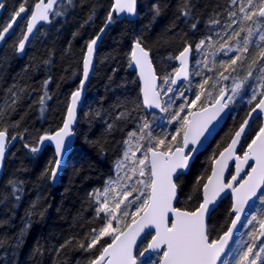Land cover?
Instances as JSON below:
<instances>
[{
    "label": "snow or ice",
    "instance_id": "obj_1",
    "mask_svg": "<svg viewBox=\"0 0 264 264\" xmlns=\"http://www.w3.org/2000/svg\"><path fill=\"white\" fill-rule=\"evenodd\" d=\"M75 6V0H66V3L65 0H47V3L45 0H36L34 9L30 13L31 20L27 24V31L19 40L15 51L17 53L25 51V43L29 42L30 35L33 40L38 38L39 31L33 32L38 22L52 23L57 17L65 15L66 9ZM4 7V0H0V9ZM192 7L190 0H183L180 13L185 18V22L190 23L193 32H196L199 30L200 21L192 19ZM161 10L159 3L151 5L153 20L160 15ZM21 13H26L24 3H21L18 11L12 14L11 21L6 26H0V42L5 41L6 34L15 35V31L10 33L9 30L12 29L16 18L21 17ZM113 13L117 14L115 18ZM224 13H226L224 21L219 19L221 13H215L214 17H210L205 22V36L199 39L195 47L185 41V46L178 55L169 54L168 60L179 61L180 66L162 77L156 75L149 58L150 50L142 45V39L137 38L134 41L130 55L131 62L139 67L143 79L142 103L149 109H159L160 112L168 113L169 123L178 122L179 127L176 128L174 135L169 133L154 135L156 127H161L159 125L154 127L155 116L152 119L146 115L137 117L133 115L135 109L128 108H124L117 116V119L134 122L136 127L122 142V155L113 164L114 175L105 181L102 189H94L88 194L95 205V217L103 221L101 227L91 229L86 237L87 245L82 241L77 242L76 247L86 252L96 249L95 255L89 258L88 264H138V260L140 264H264V239H261L264 238V214L258 218L257 215L247 216L245 213V206L249 205L253 197L264 203V191H260L264 188V126L259 127L247 143L242 157L236 154L237 146L243 147L242 138L247 140L246 128L250 127L249 120L253 118L252 113H257V117L264 114V46H262L264 0H228V7L224 9ZM120 14L137 16V0H114L108 11L104 28L114 23ZM91 18L92 16H89V19ZM25 19L27 15L21 17L22 21ZM104 28L100 29L101 34ZM99 39L101 36L97 35L86 46V54L82 62V79L77 90L71 94V105L67 109L62 127L54 134L41 136L37 146L25 144L32 153H38L39 146L44 141L55 142L56 158L49 162V167L42 173L52 182L59 179L62 159L68 154L71 144L69 138L74 135L76 107L85 82L89 78L95 46ZM190 57H192L191 72ZM217 57L220 59L218 60ZM49 62L45 61V63ZM245 66L248 69L247 73L243 79H240L235 74L239 68ZM197 77L200 79L197 80ZM158 79L161 80L159 87L156 83ZM227 81H232L231 86L224 83ZM49 83L50 78L44 81L45 91L39 101L41 113L45 110V100L51 98L46 90ZM245 86H247V103L255 102L254 106L251 107L238 130L234 132L229 144L219 153L218 158L213 160L215 166L207 181L199 188H194L200 198L198 206L193 211L174 207L173 202L178 203L181 194L178 193L180 177L188 170L189 161L197 152L195 145H198L201 142L200 138L209 131L212 121L217 120L230 103H235L234 97H240L241 90ZM14 87L15 85L12 86ZM12 88L8 89L12 92V103L8 107L14 110L13 106L18 97ZM217 88L218 91L213 95V91ZM170 93L172 95H169ZM186 93H191V98ZM202 97L210 98L208 107L204 106ZM257 97H259L258 101ZM177 100L182 102L177 105ZM198 101L201 102L198 110L192 111ZM181 113L184 115L181 116ZM2 115L3 105H0V116ZM106 127L111 131L113 123H107ZM181 134L182 142L177 141L178 146L173 147L172 141H176ZM16 138L15 135L8 136L7 128L0 130V168L3 166L9 144ZM20 138L23 139L22 136ZM190 144L193 147L190 148ZM138 152L139 156H137ZM229 160L236 162L235 174H230V181L225 183L224 172ZM249 160L254 161V166L249 165L250 171L245 172L244 177H241L242 166L248 164ZM238 178V186H234ZM10 183L11 194L19 203L23 194V182ZM226 190H231L235 195V202L228 213L231 218L226 221L228 227L222 234L212 237L215 228L210 230L208 221L211 212L215 210L218 198ZM188 199H192V196L189 195ZM40 203L39 196L32 202L24 226L12 245L14 249H18L22 244L25 234L31 228L32 216L37 214V206ZM44 211L46 209H39V215L43 216ZM242 215L246 216L244 221L241 220ZM113 222L116 224L115 227ZM3 223L5 222H0V226ZM238 224L245 229V233L237 242L234 232L239 231ZM145 229L149 231L145 232ZM152 229L155 230L154 235ZM142 233L145 239L147 237L151 239L141 249L137 241ZM5 239L0 238V247L5 246ZM230 242L236 243L234 249L230 246ZM70 243L71 240H68L60 247L64 248ZM33 251L38 253L40 249L36 248ZM150 251L159 253V259L147 258L146 253ZM222 254L228 259L222 260Z\"/></svg>",
    "mask_w": 264,
    "mask_h": 264
},
{
    "label": "trees",
    "instance_id": "obj_2",
    "mask_svg": "<svg viewBox=\"0 0 264 264\" xmlns=\"http://www.w3.org/2000/svg\"><path fill=\"white\" fill-rule=\"evenodd\" d=\"M35 2L4 0L1 26L11 21L12 14L18 11L21 3L31 11ZM154 3H159L162 9L155 20L150 11ZM190 3L193 5L192 19L200 21L196 32L181 16L183 0H137L139 16L135 22H117L115 19L111 23L97 48L94 72L75 131L76 144L56 188L51 187L46 175H42L49 162L55 159L52 148L47 145L38 153H32L25 144L37 146L41 136L62 127L71 94L77 90L82 79L86 46L104 27L113 0H75V7L66 9L65 15L57 17L50 27L39 31L40 35L29 45L23 58L18 57L15 49L24 35L25 22L0 47V105H3L0 130L7 128L9 137H17L10 146L0 182V222H5L0 226V238H6L5 246L0 247V264H88L89 258L95 255L96 249L86 252L76 247L78 241L87 245L86 237L91 229L103 224L95 217V205L88 194L94 189H102L105 181L114 175L113 164L122 155V142L136 127L134 122L117 119V116L124 108L135 109L133 115L137 117L146 115L151 119L154 116L144 110L136 72L130 69L134 41L141 38L142 45L150 50L160 77L172 72L177 65L175 60H168L169 54L178 55L185 41L195 47L205 36V22L215 13H221V21L226 18L224 9L228 7V0H190ZM89 16L92 18L89 19ZM240 70L248 69L245 66ZM49 78L46 90L51 98L45 100V110L41 113L39 101L45 91L44 81ZM9 88L18 97L14 110L8 107L12 103ZM216 92L217 89L213 95ZM186 95L191 98L192 94ZM201 101L205 107L210 104L209 98L202 97ZM181 102L177 100L176 104ZM254 103H239L231 108L225 126L209 147L196 157L189 173L180 177L178 193L181 194L177 207L181 210L193 211L198 206L200 198L194 188L207 181L213 160L229 144ZM200 104L198 101L197 106ZM107 123H113L111 131L107 129ZM259 127L261 120L257 119L247 134L241 153ZM159 131L156 128L154 135L162 133ZM177 141H181L180 138ZM11 181L23 182L19 203L11 194ZM189 195L192 199H188ZM38 196L41 203L37 206V214L32 216L31 228L19 248L14 249L12 245L24 226L32 202ZM230 208L231 199L227 198L212 213L209 220V229L215 228L212 237H218L228 227L226 221L231 218L228 215ZM39 209H46L43 216L39 215ZM150 238L143 241L141 249ZM68 240L71 243L61 248ZM36 248L40 249L38 253L33 251Z\"/></svg>",
    "mask_w": 264,
    "mask_h": 264
},
{
    "label": "water",
    "instance_id": "obj_3",
    "mask_svg": "<svg viewBox=\"0 0 264 264\" xmlns=\"http://www.w3.org/2000/svg\"><path fill=\"white\" fill-rule=\"evenodd\" d=\"M114 2V0H113ZM45 3H47V0H45ZM54 7H57L56 5H54ZM34 9V7L32 8V10ZM31 10V11H32ZM31 11H29L28 9H26V13H21V17H24L27 15V19L25 20H21V17H17L16 18V22L13 23L12 25V29L9 30L10 33H12L13 31H16L17 27L22 23V22H25V31H24V34L26 33L27 31V24L30 22L31 20V16H30V13ZM137 13H138V4H137ZM114 14V17H116V13H113ZM138 16H139V13L137 16H128V15H125V14H120L119 15V18H116V21L117 22H123V21H128V22H135L137 19H138ZM2 17H3V11L0 10V26L2 24ZM50 19H51V16H50ZM53 23V22H52ZM52 23H47V22H44V21H40L37 23L36 25V28H34L33 32L36 33L37 31H40L41 29L43 28H46V27H50L52 25ZM110 25H108L107 28H104V31L103 33L101 34L99 32L98 35L101 36V39H99L97 41V45L95 46V51H94V58H93V66H92V69L90 70L89 72V78L88 80L85 82V86H84V90L82 91V94H81V98L80 100L78 101V104H77V107H76V123L73 125V131H74V135L72 137H70L69 139L71 140V144L69 145V148H68V154L64 156V158L62 159V169L61 171L59 172V179L56 180L55 182H52L50 181V185L51 187L53 188H56L60 185V182H61V178H62V175L66 169V166L68 164V161L71 157V154L74 150V147H75V144H76V135H75V131L77 129V126H78V121H79V116H80V113H81V110L83 108V105L85 103V98H86V91H87V87H88V84L90 83L91 81V78H92V75H93V72H94V61H95V56H96V51H97V48L98 46L101 44V42L103 41L104 37L106 36L109 28H110ZM13 35L9 36L8 34H6L5 36V41L4 42H0V47L3 46V44L6 42L7 39L11 38ZM33 42V39H32V36L30 35L29 36V42H26L25 43V51L23 53H17L18 57L19 58H23L24 55H25V52L27 50V48L29 47V45ZM133 47H134V44H133ZM133 49V48H132ZM149 58L151 60V63H152V66L155 70V73L158 77H160L153 65V62H152V57H151V53H149ZM131 66H130V69L135 71L136 72V76H137V80H138V83L140 85V95H141V101H142V88H143V79L142 77L140 76V69L138 66H136L134 63L130 62ZM176 64H177V68H179V61H176ZM192 70V57H190V61H189V71L191 72ZM157 86L159 87L160 84H161V80H157ZM180 84V82L178 81V85ZM70 105H71V101H70ZM69 105V107H70ZM143 108L144 110L147 112V114L149 115H152V114H161L163 112H160L159 109H149L147 108L143 103ZM209 106V105H208ZM206 106V107H208ZM194 111H197V110H194ZM257 112H259V110H257ZM230 114H231V107L229 106L228 108H226L224 110V112H222L220 114V117L217 118V120H214L212 121V123L209 125V131L205 132L204 135L200 138L201 142L198 144V145H195V147L197 148V152H195L193 154V158L189 161V168L188 170L185 172L184 175L188 174L190 169H191V166L193 164V162L195 161L196 157L203 153L208 147L209 145L213 142V140L215 139V137L217 136V134L222 130V128L225 126L226 122L228 121L229 117H230ZM252 119L249 120V125L250 127L246 128V133L248 134L252 124L257 120V119H260L261 120V126H264V114H261L259 117H257V113H252ZM247 118V117H246ZM191 119V117H190ZM65 121V120H64ZM55 132L51 133V134H54ZM9 136V135H8ZM245 139L242 138V141H241V144L243 145ZM182 142V141H181ZM13 144V142H11L7 148V151H6V154H5V160H4V163H3V166L2 168H0V182L2 180V177H3V174H4V169H5V163H6V160H7V156H8V153H9V149H10V146ZM49 146L50 148H52V150L54 151L55 153V142L54 141H44V143L42 145H40V151L43 150V148L45 146ZM189 147H193V145H189ZM241 146L238 145L237 146V155H240L242 157L243 154H240V150H241ZM187 151V150H186ZM246 151V149H245ZM219 156V155H218ZM218 156L216 158H218ZM55 158H56V153H55ZM235 164L236 162L234 160H229L228 161V167L227 169L225 170L224 172V182L227 183L230 181V174H235ZM249 165H253L254 166V161L253 160H249L248 161V164L246 165H243V171L240 173V176L241 177H244V173L245 172H248L250 171V168H249ZM215 165L212 164V169ZM211 169V171H212ZM211 175V173H210ZM209 175V176H210ZM238 183H239V178H238V181L236 183H234V186H238ZM264 188H262L260 191H263ZM259 192H258V196H259ZM227 198H230L231 199V207L232 205L234 204L235 202V195L231 192V190H226L224 193H221V196L220 198H218L217 200V204H216V207H215V210L219 207V205L223 202V200L227 199ZM259 199H257L256 197H253L252 200L249 201V205H246L245 206V213L246 215L248 216L251 212V210L253 209V207L255 206L256 202L258 201ZM174 207H177V202L174 201ZM214 210V211H215ZM212 211L211 212V215L212 213L214 212ZM172 214H170V217H171ZM233 215H235L233 213ZM211 217V216H210ZM139 218V217H137ZM246 219V216L245 215H242L241 217V220L244 221ZM208 224H209V221H208ZM238 229L239 231L238 232H234V237H235V241L237 239V237L239 236L241 230H242V227L240 224H238ZM149 229H145V232H148ZM152 234L154 235L155 234V230L152 229ZM151 239V238H150ZM149 239V240H150ZM261 239H264V238H261ZM141 240H145V237H144V233L141 234V238L138 239L137 241V245L138 247L140 248V246L142 245L141 243ZM234 245L233 242H230V246L232 247ZM162 251V250H161ZM227 251V250H226ZM156 254H159V253H156V252H149V253H146V257L149 258L153 255H156ZM226 255L225 254H222L221 256V259H223ZM144 258H141V260H143Z\"/></svg>",
    "mask_w": 264,
    "mask_h": 264
},
{
    "label": "rangeland",
    "instance_id": "obj_4",
    "mask_svg": "<svg viewBox=\"0 0 264 264\" xmlns=\"http://www.w3.org/2000/svg\"><path fill=\"white\" fill-rule=\"evenodd\" d=\"M0 10H2V9H0ZM262 46H264V42H262ZM218 59H220V57ZM238 64H239V61H238ZM246 73H247V71H241L240 68H239L238 69V72L235 75L238 78L243 79V77L246 75ZM254 75H255V73H254ZM196 79L198 80V78H196ZM224 83H226L229 86H231L232 81H227V82H224ZM246 87L247 86H245V88H243L241 90L240 97H234L235 103L234 104L233 103H230L229 104V106L231 108L236 107L239 103L240 104L247 103V89H246ZM217 91H218V88H217ZM169 95H172V94L170 93ZM257 100H259V98ZM197 107H199V106H197V105L194 106L193 109H192V111L198 110ZM154 116H155V124H154V127H156L157 125L161 126V127H156V128H158L160 130L159 132L169 133V134H172V135L175 134L176 128L179 127V123L178 122L169 123V116H166L164 113H162V114H155ZM152 118H153V116H152ZM178 138H180V140L182 141V134H181V136L177 137V140H178ZM169 140H171V135H169ZM177 140L176 141H172L173 147L178 146ZM166 143H167V141H166ZM139 155H140V153L138 152L137 153V156H139ZM261 214H264V203H262L260 200H258L256 202L255 206L253 207V209L251 210L250 216L251 215H257L258 218H261ZM113 226L114 227L116 226L115 222H113ZM121 226H123V225H121ZM244 233H245V229L243 228L240 236L237 238V242L242 237H244ZM105 239H107V238H105ZM235 247H236V243L233 245L232 248L234 249ZM150 259H152V260L159 259V254L153 255L152 257H150ZM227 259H228V257L225 256L222 260H227ZM138 264H140V261L139 260H138Z\"/></svg>",
    "mask_w": 264,
    "mask_h": 264
},
{
    "label": "bare ground",
    "instance_id": "obj_5",
    "mask_svg": "<svg viewBox=\"0 0 264 264\" xmlns=\"http://www.w3.org/2000/svg\"><path fill=\"white\" fill-rule=\"evenodd\" d=\"M110 26H111V25H110ZM158 75H159V74H158ZM218 134H219V133H218ZM218 134H217V135H218Z\"/></svg>",
    "mask_w": 264,
    "mask_h": 264
}]
</instances>
